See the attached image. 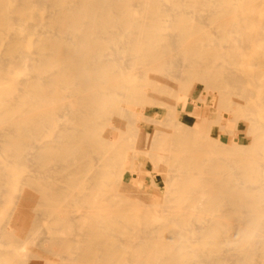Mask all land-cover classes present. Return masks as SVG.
I'll list each match as a JSON object with an SVG mask.
<instances>
[{
    "label": "bare ground",
    "instance_id": "6f19581e",
    "mask_svg": "<svg viewBox=\"0 0 264 264\" xmlns=\"http://www.w3.org/2000/svg\"><path fill=\"white\" fill-rule=\"evenodd\" d=\"M171 1L177 28L183 36L193 34L189 22L199 19H186L187 6L181 0ZM233 1L191 0L189 5L194 9L206 5L227 41L233 43V35H240L238 52L226 55L233 64L241 60L243 51L263 47V53L250 60L251 69L239 76L227 69L218 71L212 63L223 56L202 51L200 46L211 40L199 34L183 49L196 57L192 67L175 76L169 68L174 77L168 75L165 81L187 87L197 81L212 87L224 107L244 119L260 107L264 110V20L240 17ZM135 7L143 10L144 19ZM48 8V15L41 14ZM164 13L162 0H0V141L20 170L30 159L39 171L36 176L20 177L16 169L0 168V194L15 207L11 215L0 210V221L8 219L4 227L0 225V237L11 247L0 251V264H31L33 252L19 249L35 246L37 220L31 209L35 206L44 220L55 224L42 242L50 254L47 264H222L228 260L255 264L260 251L264 258V170L259 164L264 157L259 155L264 149V117L251 121L255 146L244 152L235 145L225 148L203 140L205 125L187 124L182 110L169 124L171 131L152 130L153 135L142 138L144 122L150 127L159 121L148 117L146 108L134 107L158 104L148 94L155 84L143 88L114 80L124 72H114L116 60L104 54L110 44L119 49L109 56L136 53L141 61H151L143 66L145 72L161 67L166 52L162 50L172 45L161 34ZM27 19L36 22L29 25ZM12 23L18 29L9 33ZM40 27L52 32H39ZM29 45L36 46L37 58L29 65L35 79L18 82L16 88L20 74L16 69L25 67ZM103 79L109 84L104 85ZM257 79L253 93L246 83ZM253 99L251 106L242 108ZM29 106L31 115L25 117ZM60 114L65 124L59 123ZM130 131L141 136L138 142L141 139L143 146L163 145L166 153L161 160L167 164L168 196L159 210L122 201L124 183L119 175L125 143L119 138ZM22 185L31 192L16 197L13 188ZM71 231L75 232L71 237L62 236ZM184 236L189 237L186 242L175 240ZM224 246L236 254L222 257L219 251ZM62 253L67 256L62 258ZM72 253L77 254L75 259ZM206 254H215L218 261L203 260Z\"/></svg>",
    "mask_w": 264,
    "mask_h": 264
},
{
    "label": "rangeland",
    "instance_id": "374dc122",
    "mask_svg": "<svg viewBox=\"0 0 264 264\" xmlns=\"http://www.w3.org/2000/svg\"><path fill=\"white\" fill-rule=\"evenodd\" d=\"M181 1L187 6V8L185 9L183 13L184 17L189 20H192L194 18L199 19L198 21L189 22L190 25L194 27L193 29L194 31H192L193 34H190L187 36H183L181 34L179 29L177 28V22L174 20L173 15L175 12H173L174 9L172 5V1L162 0V9L165 10V13L163 15L165 27L161 31V34L164 35L169 41H171L172 45L162 50L163 52L165 51L166 52L164 53L163 57L160 58L161 60L159 59L162 63L161 67L156 68V70H149L145 72L143 69V66L145 64L150 63L151 61H148V60L141 61L140 59H138L136 53H125V54H119L118 56H109L114 50H116L117 48L119 49L117 45L110 44L111 46L108 45L106 47L104 54L107 56V58L116 60L114 72L116 73L120 72L119 69L121 70L123 69L122 71L124 72L122 75L120 74L115 75L114 77L116 78H114V80L115 81L119 80L121 82H124L127 85L138 86V87H143V88L146 87L148 83L155 84V88L149 89L148 94L156 98L158 101V104L155 106H150L148 104L142 103V104L136 105L139 108L136 106L134 108L135 110H143L144 108H146L147 110L146 115L148 117H151L153 120L159 121L157 124L161 126L163 125V126L162 127L160 126L158 128L156 124V126L152 125L149 127L148 125L149 123L147 121L144 122L145 128L142 130L140 134L144 136L142 138H145L147 134L153 135L154 131L157 129L158 131H160V133L171 131L169 124L174 121L176 112H180L182 110L183 117L186 120L187 124L193 125V126L195 125V128L197 127L200 128L201 126L203 127L205 125L204 131L202 132V135H201L203 140L209 139L215 142L214 145L216 146L221 145V146H224L225 148H231L235 145L237 147H234V148L235 149L238 148L241 152L242 151L244 152L245 150H249L255 146L253 144V136H252L253 132L249 130V125L252 120H257L259 117H264V110L262 107L258 108L255 114H247L243 119L241 117L233 115L231 112H229L224 107L222 103V99L216 89L212 87H208L204 85L203 83H198L197 81H193L189 85V87H187L186 83H183V82H178V81L172 82L171 81V85H170V82L165 81V80L169 78L168 75L170 76V78H173L175 75H185L186 71L192 67V63L196 61V57L193 54L189 53L190 54L189 55L187 53H184L183 49L187 45L192 44V42H194L197 35L199 34H205L211 40L209 44H205V47H204V44L200 46L201 47L200 49L202 51L205 50V52L206 51L215 52L223 56V57H216L212 64L218 67L217 68L218 71L222 69H227L228 71L232 72L233 75L234 74L238 76L243 75L245 71L250 70L251 69L250 60L252 61L253 57L260 56L263 53V47L258 46L256 49L254 48L251 50L243 51L241 55V60L233 64L226 57V55H229L232 52L237 51L236 46L241 44L240 35L236 33L233 35V43L227 41L224 38L222 29L218 26L217 22L214 20V17L212 18L208 10V7L206 5L199 4L198 6L199 8L194 9L193 7L189 5L191 3L190 2L191 0H181ZM233 4L234 6L238 7L236 12L238 13L240 17H246L247 15H251V16H254L256 19H258L259 16H262L264 20V3L262 2V0H234ZM246 7L247 8L255 7V8L246 9ZM135 9L137 10L136 12L137 16L140 19H144L146 17L145 13L143 12L141 8L135 7ZM49 11H51L50 8L45 9L41 11V14L46 16L48 15ZM35 12L39 13L37 9H35ZM194 15L195 17H193ZM33 20L27 19L26 23L29 25H32L36 22V20L34 21ZM17 29H18V26L15 23H12L9 27L8 32L13 33ZM37 30L43 33L52 32L50 29L46 27H40V28H37ZM215 38H217L216 41H215ZM31 46L32 47H30L29 45L30 57L26 59L27 62L25 64V67H23L22 69H16L17 72L20 73L17 76L18 81L16 84L17 85L16 88L20 86L18 82L21 83L25 79H31V80L35 79L33 78L34 73L29 65L32 59L37 58V55L35 54L36 46L35 45H31ZM169 68H171V70ZM177 69H179L180 72ZM169 70L174 76L170 74ZM174 70H177V71H174ZM173 72L176 74H174ZM141 78H143V80H141ZM103 80H102V83H105L104 85L109 84L107 83L105 79ZM259 80L260 79H257L254 81H248L246 83L247 87L251 89L253 93H256L254 84H257ZM213 96H216V97H213ZM212 97L215 99H213ZM254 102L255 100L253 99L252 101H249L248 103L243 104L242 108L244 109L246 107H249ZM29 109H30V106L28 107V109H26L27 113L25 114V117H28L29 115H31L29 114ZM222 115H225L226 118H228L229 116V119L228 120L226 118L223 119ZM162 118H165V120L163 121ZM199 120H200V125H199ZM59 123L65 124L64 117L62 116V114H60ZM1 132H2V127L0 126V133ZM138 136L139 135L135 134V132L133 133V131H130V132H122L119 138L125 143L123 144L124 145L123 146L124 147L123 148L124 149L123 150L124 151V154H123L124 167L119 175V178L122 179L121 181H123L124 183V188L122 191H120V194L123 197L122 198L123 202L138 205L139 207L143 209L159 210L160 209L159 205L162 203V201H164L163 199L168 196L167 190H168L169 185L164 182L167 176V173H166L167 164L165 163V161L161 160V157H163L166 153L165 151H163V145L162 146L157 145L153 149L143 146L141 144V139L138 142L139 137L141 138V136L139 137ZM129 137L132 140L131 139L128 140ZM162 138L163 137L160 135L159 139L161 140ZM3 146H5L4 142L0 141V168H3V169L7 168V170L16 169L20 171V175H21L20 177H23L25 174H31L35 176L38 174L39 171H38L36 162L29 159L27 162V166L22 171L19 169V165L15 162L14 158L5 154V152L3 151V148H4ZM260 152H259V155L264 156V149H262ZM93 155L95 157H98L96 156V153H93L92 158H94ZM94 159L97 160L98 158H94ZM259 164L262 170H264V157H263V160L259 162ZM135 172L137 175L135 174ZM12 180H16V177H13ZM13 190H14L13 192L15 193L16 197H20L23 192H26V193L31 192V189L27 185H22L18 190L13 188ZM3 196H4V193L2 192L0 194V203L2 204L1 209H0L1 213L4 212L8 215H11L14 213L15 207L14 205L10 204L7 201L5 197L6 195L4 197ZM17 202L18 200H16V203ZM3 203H5V205ZM31 209L32 211H34V214H33L34 219L37 220V227L33 231L34 236L36 235L33 241L34 243L33 245L35 246H30V247L23 246L22 248L19 249V251H22L23 253H27V254L28 253L30 254L31 252H33L32 254L34 256L32 258H29L30 259L29 262L31 264H47L46 259L50 258V254L42 246V242L46 240L48 236L50 237V233L52 231L51 229L55 228V224L54 222L44 220L42 218L41 209L38 206L32 207ZM7 221L8 219H4L0 221L1 222L0 225L4 227ZM169 228L173 229V226L170 225ZM41 232L44 234L42 235ZM74 233L75 232L71 231L69 235L63 234L62 236L71 237ZM36 238H37V242H36ZM188 239L189 237H186V236L175 238V240L178 243L186 242ZM5 242L6 240L0 237V251H6L11 248ZM219 252L222 255V257H225L226 255H228L227 257H232V255L236 254L235 250L234 251L229 250L227 246H224ZM207 253L209 254L210 251ZM261 253L262 252L260 251L255 256L253 260V262H255V259H256L255 264H264V258L261 255ZM208 254L204 255L202 259L207 262H217L218 261V256H216L215 254H212V255H209L210 257H208ZM66 256H67V253H62L61 255L62 258ZM70 256L71 258L75 259L77 257V254L72 253L70 254ZM213 259H215L216 261ZM223 263L224 264H229V263L235 264L234 261L232 260L230 261L228 260Z\"/></svg>",
    "mask_w": 264,
    "mask_h": 264
}]
</instances>
